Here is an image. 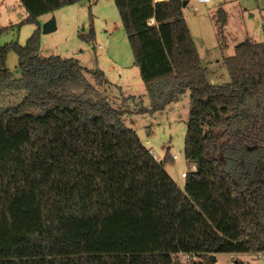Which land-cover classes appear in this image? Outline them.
<instances>
[{"label": "trees", "instance_id": "obj_1", "mask_svg": "<svg viewBox=\"0 0 264 264\" xmlns=\"http://www.w3.org/2000/svg\"><path fill=\"white\" fill-rule=\"evenodd\" d=\"M18 1L34 23L92 0ZM113 2L149 99L134 112H161L188 93L183 155L195 170L182 191L167 156L158 162L125 125L132 112L108 101L102 72L41 56L37 32L24 46L0 45V93L21 94L0 105V264H173L179 253L216 264L218 254H264V41L237 43L223 59L229 82L215 85L183 0ZM214 16L224 28L226 12ZM9 52L19 78L6 68Z\"/></svg>", "mask_w": 264, "mask_h": 264}, {"label": "rangeland", "instance_id": "obj_2", "mask_svg": "<svg viewBox=\"0 0 264 264\" xmlns=\"http://www.w3.org/2000/svg\"><path fill=\"white\" fill-rule=\"evenodd\" d=\"M186 1L183 16L202 65L207 69L208 80L215 85L228 83L229 75L223 59L234 54V46L245 39L257 43L264 41V0H210L204 5L196 4L195 0ZM193 7L197 10L194 11ZM218 8L227 15V23L222 29L214 18ZM25 17L18 0H0V45L16 43L24 46L37 32L41 56L76 59L84 68L102 72L112 85L102 89L108 101L116 108L132 112L123 115L125 125L137 134L149 151L154 152L158 162L167 156L164 169L184 191L185 179L181 175L192 172L193 165L183 155L188 93L161 112L152 115L134 112L149 108V99L133 64L132 51L113 0H92L65 6L37 18L34 23L25 22ZM51 19L55 20L56 30L43 34L42 25ZM90 36L92 38L88 40ZM17 65V55L9 52L6 68L15 78L20 77ZM86 79L95 85L93 77L86 75ZM20 97L21 94L2 92L0 105L16 104ZM174 156L177 159L171 161ZM218 262L264 264V254H219ZM187 264H193V261Z\"/></svg>", "mask_w": 264, "mask_h": 264}, {"label": "built area", "instance_id": "obj_3", "mask_svg": "<svg viewBox=\"0 0 264 264\" xmlns=\"http://www.w3.org/2000/svg\"><path fill=\"white\" fill-rule=\"evenodd\" d=\"M167 0H152L153 4H161V3H164L166 2ZM210 0H195V3L198 4V5H204V4H207L209 3ZM188 3V1H187ZM193 10L196 11L197 10V7H193ZM149 24L152 25L154 24V20L151 19L149 21ZM152 154V156L155 158V154L154 152H150ZM173 160L177 159L176 156L172 157ZM182 178H185L186 177V174H182L181 175ZM173 264H174V261H177L178 263L177 264H187L188 261H193V263H195L197 261V258L194 254H183V253H179V254H175L173 255ZM218 264V263H216Z\"/></svg>", "mask_w": 264, "mask_h": 264}, {"label": "water", "instance_id": "obj_4", "mask_svg": "<svg viewBox=\"0 0 264 264\" xmlns=\"http://www.w3.org/2000/svg\"><path fill=\"white\" fill-rule=\"evenodd\" d=\"M183 7H185L187 5V1H183ZM42 33L43 34H49V33H52L56 30V23H55V20L54 19H51L49 21H47L46 23H44L42 25Z\"/></svg>", "mask_w": 264, "mask_h": 264}, {"label": "crops", "instance_id": "obj_5", "mask_svg": "<svg viewBox=\"0 0 264 264\" xmlns=\"http://www.w3.org/2000/svg\"><path fill=\"white\" fill-rule=\"evenodd\" d=\"M124 98H126V97H124ZM168 108H169V107H168ZM150 152H151V151H150ZM155 159L157 160L156 157H155ZM191 170H192V171L195 170V166H194V164L192 165ZM218 255H219V254H218ZM218 255H216V260H217V263L219 264V262H218ZM230 255H234V254H230Z\"/></svg>", "mask_w": 264, "mask_h": 264}]
</instances>
